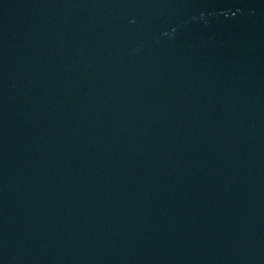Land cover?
<instances>
[{"label":"water","instance_id":"95a60500","mask_svg":"<svg viewBox=\"0 0 264 264\" xmlns=\"http://www.w3.org/2000/svg\"><path fill=\"white\" fill-rule=\"evenodd\" d=\"M0 264H264V0H0Z\"/></svg>","mask_w":264,"mask_h":264}]
</instances>
